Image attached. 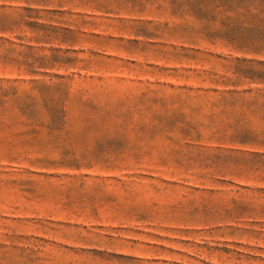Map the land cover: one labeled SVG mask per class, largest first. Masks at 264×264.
Listing matches in <instances>:
<instances>
[{"label":"rangeland","instance_id":"374dc122","mask_svg":"<svg viewBox=\"0 0 264 264\" xmlns=\"http://www.w3.org/2000/svg\"><path fill=\"white\" fill-rule=\"evenodd\" d=\"M0 264H264V0H0Z\"/></svg>","mask_w":264,"mask_h":264}]
</instances>
